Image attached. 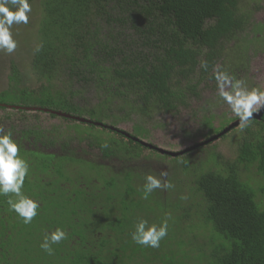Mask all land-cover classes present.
<instances>
[{
	"label": "trees",
	"instance_id": "trees-1",
	"mask_svg": "<svg viewBox=\"0 0 264 264\" xmlns=\"http://www.w3.org/2000/svg\"><path fill=\"white\" fill-rule=\"evenodd\" d=\"M241 1L29 0L43 17L33 22L41 40L28 66L47 85L40 82L36 96L26 88L0 92V128L8 124L4 133L11 130L19 156L28 162L22 192L40 207L32 223L24 224L9 210L8 197L0 196V264H264V203L256 202V189L249 178L243 180L241 171L251 170L264 180V114L243 131L233 129L239 138L236 156L219 163L221 168L218 155L212 168H191L188 158L207 143L194 144L182 156H167L183 175L193 174L186 195L181 191L187 182L177 180V192L156 189L145 200L142 176L125 172L120 179L105 166L149 151L132 139L149 137L148 128L135 125L130 138L114 122L112 105L129 106L141 116L149 109L173 116L189 109L202 92L215 91L213 70L226 58L227 45H246L240 34L252 26L251 13L241 11ZM201 61L207 62L206 71ZM236 61L243 63L242 58ZM16 69L13 65L14 81ZM53 73L63 83L62 91L51 84ZM93 83L98 103L90 108L75 103L79 92L73 84ZM42 115L65 122L64 135L56 127L51 138H45L35 124ZM213 118H203L204 140L229 124L222 120L213 128ZM105 141L109 147L102 149ZM35 142L46 149L57 146L59 153L39 151ZM90 150L98 152V162L94 155L87 159ZM35 183H45L49 191L33 192ZM166 210L171 219L159 248L132 241L130 233L139 218L159 224ZM56 228L63 229L66 238L52 245L49 255L40 244Z\"/></svg>",
	"mask_w": 264,
	"mask_h": 264
},
{
	"label": "rangeland",
	"instance_id": "rangeland-1",
	"mask_svg": "<svg viewBox=\"0 0 264 264\" xmlns=\"http://www.w3.org/2000/svg\"><path fill=\"white\" fill-rule=\"evenodd\" d=\"M35 3L37 4V2ZM36 8V6L31 8L32 11L28 14L29 22L27 24H14L12 26L11 31L13 33V38L17 41V49L11 54L0 51V92L8 91L13 93L18 91V89L26 88L28 91H31V95L36 96L38 94L37 89H39L42 80L40 81L39 78L37 79L28 66L29 56L35 44L39 43L41 40V32L39 33L37 31L36 33L33 29V22H37V20L43 17V15L41 16L39 14V9L36 12ZM240 9L241 11L251 13L249 23L252 24V26L240 34V37L246 40L247 43L246 45L240 44L238 47H236L237 44L234 42L228 44L227 49L224 51L226 58L221 59V62L216 65V68L226 71L230 75L234 74L236 79L243 80L249 88L260 87L264 89V0H242ZM239 58L243 59V63L240 62V65H238V61H236V59ZM13 65L16 66L17 73L19 74L18 79L15 81L11 73ZM52 76H50V80L52 81L51 84L57 86L59 90L62 91L64 87L63 83L55 80L59 76H57L56 73H53ZM43 81L42 83L47 85V81ZM73 88L79 92V96L74 98L75 103L88 108L98 103L99 96H97V92L95 91L96 83L89 84L88 86L73 84ZM110 112L115 121L113 119L110 120L114 122L117 121V125L121 130L131 133L132 127L135 125H142L148 128L149 131V137H146V142L172 152L181 151L203 141L201 134L206 132L203 128L202 121L205 116H210L211 114L214 117L212 122L213 128H216L222 120L227 121L230 118H235L228 105L216 94V89L215 91L206 90L202 92L200 99L192 101L189 109L173 116L162 114L158 110L151 111L150 109L147 112V116H141V114L134 111V109L132 110L131 107H123L120 105L118 107L112 105ZM2 113L3 112L0 111V116ZM35 124L39 126L45 138H51L50 131L53 132L54 129L56 131V127L58 128L57 132L60 131V134H63L66 130L65 122L58 119H50L45 115L39 116ZM21 126L19 125L18 129H21ZM27 127V124L25 126L23 125L22 129ZM1 128L3 130L7 129L8 124L4 123ZM237 136V134L232 132L231 135H227L223 139L203 147L201 151H195L191 154L188 160L191 168H194V172L207 170L210 167L212 168V163L217 158V155V162L218 165H220L217 168H221V164L226 161H232L236 156L237 141L239 140ZM61 140H63V138H61ZM74 145L76 144L74 143ZM26 146L27 143L24 144L25 148ZM34 146L35 149L42 152L59 153L57 146L50 148L47 145L48 148L46 149L36 142ZM92 155H94L93 158L96 160L98 152L90 150V154L86 156L87 159H91L90 157ZM96 161L98 162V160ZM105 166L106 169L110 170L113 176H118L120 179L125 172H137V176H142L141 178L144 179L145 174H152L161 178L160 173L166 171L168 173L166 179H170L175 185L173 189L175 192H177V190H175L177 180H181L184 183L187 182V184H185V190L182 189L181 191L184 195L188 192L187 186L190 185L189 180L193 176V174L188 176L183 175L180 168L175 166L168 157L167 159H163V157L150 154L149 151H144L140 158L124 163L114 162ZM71 170L72 169H70V171ZM241 171L243 180L249 178L252 187L256 189V202L260 204L264 203V191H259V188L264 186V180L255 176L251 170ZM172 177H174V179ZM137 182L140 184L139 181ZM180 186H182V183ZM32 187L33 192H42L41 190L43 189L49 191L45 183H35ZM181 193L178 192V194ZM169 198L172 200L174 197L171 195ZM261 205L263 206L264 204ZM168 211L166 210V215H169Z\"/></svg>",
	"mask_w": 264,
	"mask_h": 264
},
{
	"label": "clouds",
	"instance_id": "clouds-1",
	"mask_svg": "<svg viewBox=\"0 0 264 264\" xmlns=\"http://www.w3.org/2000/svg\"><path fill=\"white\" fill-rule=\"evenodd\" d=\"M31 11L29 0H0V51L11 54L17 49V41L13 38L11 31L12 26L27 24L28 14ZM200 66L205 71L208 68L206 61H201ZM213 72L216 94L228 105L239 122L238 127L243 131L250 125L253 114L260 113L264 109V89L249 88L243 80L236 79L219 68H214ZM108 147L107 141L101 144L102 149ZM28 172L29 164L19 156V147L12 139L11 130L4 133V130L0 128V196L8 197L6 203L9 210L15 212L24 224L32 223L40 207L36 200L22 192ZM167 175L166 171H162L160 177L164 179H161L152 174H145L142 187L143 199L147 200L156 189H173L175 185L166 179ZM183 198L186 199V197ZM170 219L171 216L166 215L159 224H150L147 219L139 218L134 225V230L130 233L132 241L144 247L159 248L160 242L168 234ZM65 238L66 232L56 228L44 235L40 247L47 254L52 255L54 251L52 245L59 244Z\"/></svg>",
	"mask_w": 264,
	"mask_h": 264
},
{
	"label": "water",
	"instance_id": "water-1",
	"mask_svg": "<svg viewBox=\"0 0 264 264\" xmlns=\"http://www.w3.org/2000/svg\"><path fill=\"white\" fill-rule=\"evenodd\" d=\"M18 109H24V108H21V107H15V110H18ZM29 108H26L25 110H28ZM47 111V110H45ZM48 112V111H47ZM51 114L53 115H56L58 117H63V118H67V119H71V120H75L77 122H80V123H90L89 121L83 119V118H79V117H72V116H69L67 114H64V113H61V112H51ZM264 114V109L261 110L260 113H254L253 114V119L252 120H256V121H260L262 116ZM238 120L232 124H230L227 128H225L218 136L214 137L213 139L209 140V142H213L215 140L218 139V137L222 136V135H225L227 132H229L230 130L234 129V128H237L238 127ZM125 136H128L126 134H124ZM133 141L139 143L141 146L143 147H147L151 150H154L156 151L157 153H159L160 155H166V156H169V157H177V156H182L184 155L185 153L193 150V147H188V148H185L181 151H177V152H172V151H167L161 147H152L148 144H146L145 142L143 141H139L138 139H133ZM208 142H204V143H201V144H198V146H202L204 144H206Z\"/></svg>",
	"mask_w": 264,
	"mask_h": 264
},
{
	"label": "flooded vegetation",
	"instance_id": "flooded-vegetation-1",
	"mask_svg": "<svg viewBox=\"0 0 264 264\" xmlns=\"http://www.w3.org/2000/svg\"><path fill=\"white\" fill-rule=\"evenodd\" d=\"M236 121H237V118H236V117H235V118H234V117H233V118H230V119L228 120V122H229L228 126H229L230 124L236 122ZM219 126H220V125H218L216 128H218ZM228 126H227V127H228ZM227 127H225V128H227ZM225 128H224V129H225ZM224 129H223V130H224ZM232 131H233V129L231 130V132H232ZM131 134H132V132H131V133L129 132V134H128L130 138H132V137H131ZM218 135H219L218 133H217V134H213V135L211 134V135L209 136V139H207V140H204L203 137H202V140H203V141H201L199 144L204 143V142H209V140L213 139L214 137H216V136H218ZM201 136H202V134H201ZM132 139H138V138H132ZM218 139H219V138H218ZM220 139H221V138H220ZM220 139H219V140H220ZM138 140H139V141H143V142H145L146 144H148V145H150V146H152V147H158V146H154L152 143L146 142L147 139H142V140L138 139ZM215 141H216V140H215ZM215 141H213V142H215ZM213 142H209V144H211V143H213ZM209 144L207 143V145H209ZM207 145H205V146H207ZM193 146H194V145H193ZM205 146H204V147H205ZM190 147H192V146H190ZM144 148H145V149H148L149 152L151 151V152L155 153L157 156L160 155L159 153H157V152L154 151V150H151V149H149V148H147V147H144ZM169 151H170V150H169ZM176 152H177V151H176ZM161 156H163V155H161Z\"/></svg>",
	"mask_w": 264,
	"mask_h": 264
}]
</instances>
